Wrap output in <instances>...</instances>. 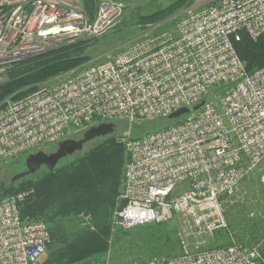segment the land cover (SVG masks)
Here are the masks:
<instances>
[{
	"label": "built area",
	"instance_id": "obj_1",
	"mask_svg": "<svg viewBox=\"0 0 264 264\" xmlns=\"http://www.w3.org/2000/svg\"><path fill=\"white\" fill-rule=\"evenodd\" d=\"M96 4L91 17L78 0H0L1 70L47 53L62 37L108 34L122 21L124 5ZM177 28L178 35L140 39L104 62L6 98L0 106V159L36 152L101 122L156 120L188 107L167 127L118 137L129 161L112 230L178 212L191 217L201 235L229 230L224 203L243 200L240 183L264 161V67L249 73L235 47L244 34H264V0H194ZM25 195L0 199V264H38L52 241L45 220L22 219L18 203ZM80 216L92 225L91 214ZM145 264H264V255L259 246L234 240Z\"/></svg>",
	"mask_w": 264,
	"mask_h": 264
},
{
	"label": "trees",
	"instance_id": "obj_2",
	"mask_svg": "<svg viewBox=\"0 0 264 264\" xmlns=\"http://www.w3.org/2000/svg\"><path fill=\"white\" fill-rule=\"evenodd\" d=\"M83 1L85 11L93 17L97 9L96 0ZM187 1L175 0L167 7L169 11L155 12L140 22L156 23L166 14L182 9ZM88 40L15 61L5 79L0 81V106L6 98L23 97L43 82L85 63L89 59L84 54ZM235 47L249 73L264 67V34L257 39L244 34L240 41H235ZM128 161L129 154L124 144L112 134L70 163L57 165L52 171L47 169L41 177L25 180L20 187L10 184L3 189V197L31 190L18 203L22 219L42 218L55 227L50 230L52 241L48 254L40 264H85L106 260L112 243V215L123 187ZM81 213L91 214L93 225L80 227L72 233L59 227L57 221L61 218H76ZM130 229L140 230L139 236L143 234L126 241L130 246H136V258L142 263L145 257L166 251L170 256L181 249L178 235L170 224L151 222ZM130 229H125L124 235L129 234ZM252 233L255 234L254 231ZM254 234H250V238L255 240ZM261 252L264 255V247Z\"/></svg>",
	"mask_w": 264,
	"mask_h": 264
},
{
	"label": "rangeland",
	"instance_id": "obj_3",
	"mask_svg": "<svg viewBox=\"0 0 264 264\" xmlns=\"http://www.w3.org/2000/svg\"><path fill=\"white\" fill-rule=\"evenodd\" d=\"M80 1L81 8L84 9L83 0ZM124 5V15L122 21L114 27L108 34L96 38H83L78 40H71L70 37L65 36L59 39L58 41L52 42L48 52L59 49L63 46L79 42L81 40H88V45L84 50V54L88 55L89 59L82 65L66 72L61 75H58L50 80L52 83L58 79L65 78L69 73L78 70L84 66L90 64H97L108 60L110 57L115 56L116 54L125 51L130 46H132L136 41L146 38L153 37L156 34H162L165 32L171 33L172 35H178L177 25L181 18L184 16L187 8L192 5L194 0H188L186 6L170 15L166 14L164 18H160L156 23L142 24L140 21L144 17L149 16L155 12L169 11L167 7L175 0H119ZM96 2V1H95ZM79 5V6H80ZM85 10V9H84ZM47 52V53H48ZM32 58V57H30ZM29 59V58H25ZM21 59V60H25ZM19 61V60H18ZM8 71V70H7ZM7 71L3 72V69L0 68V77L3 80L6 77ZM49 81V80H48ZM47 82V81H45ZM43 82V84L45 83ZM49 83V84H52ZM221 90H217L215 94H218ZM214 94V95H215ZM210 96L209 98H212ZM10 99L16 98L10 96ZM168 118V117H166ZM179 120V119H177ZM177 120H165L164 118H158L156 120H127L122 118H116L109 122L116 123L114 133L116 137H121V135L129 134L131 136L140 137L145 136L150 132L160 130L164 127H167L168 124H173ZM132 121V122H131ZM84 132L76 134L74 137H82ZM110 136V135H108ZM106 136V137H108ZM106 137L95 138L87 142L83 149L76 152L73 155L64 157L61 159L57 165H65L73 161L77 156H80L98 144L102 139ZM56 149V144L46 145L39 150H45L48 152L54 151ZM32 153H24L20 156L13 157L10 159H0V199L6 198L3 197V189L8 187V185L13 184L15 187L22 186V183L25 180H35L41 177L44 174V171L48 168L43 166L40 170L34 174L25 176L24 178L13 181L15 175L26 170V158ZM264 161L252 171L243 181L240 183V190L243 193V200L235 203L234 205H228L224 203V213L226 219L229 223V230H217L213 235H201L198 233V228L193 224L192 218L188 215L178 212L174 213L173 216L164 221L155 222V223H167L174 226L175 234L178 235L180 242V250L168 256L169 253H160L156 256L145 257V262L140 261L136 258V246H130L126 241L130 240L133 237L139 236L140 230L130 229L129 234L124 235L122 229L118 225H115L117 228L113 231L111 235V250L106 255V260L109 264H145L154 257H178L183 254L186 248L191 251V253H196L204 249H209L213 247H218L220 245H229L233 241H237L245 246H259L260 250L264 247ZM182 189V188H181ZM180 189V190H181ZM176 190V193L180 191ZM26 193V191H23ZM11 196V195H10ZM42 219V218H40ZM45 220V219H43ZM83 218L78 215V217L73 218H61L57 221L59 227H62L67 233L75 232L80 227H85L87 225L83 224ZM48 224L49 230H54L55 227L49 221L45 220ZM86 222V221H85ZM92 223V219H91ZM93 225V224H92ZM252 231L255 232L252 233ZM51 233V232H50ZM249 233V234H248ZM250 234H254L257 239H251ZM232 235V237H231ZM234 239V240H233ZM256 241V242H255ZM49 249L46 253L40 258L38 264L45 260ZM118 257V261H117ZM116 259V260H115ZM96 261V260H94ZM92 261H89L90 263ZM101 262V261H97ZM85 263V264H88Z\"/></svg>",
	"mask_w": 264,
	"mask_h": 264
},
{
	"label": "water",
	"instance_id": "obj_4",
	"mask_svg": "<svg viewBox=\"0 0 264 264\" xmlns=\"http://www.w3.org/2000/svg\"><path fill=\"white\" fill-rule=\"evenodd\" d=\"M204 100L198 105L194 106V110L200 108L204 104ZM190 112V108L181 107L176 111L172 112L169 116V120L180 119L183 115ZM115 130L114 122H101L92 125L87 130L84 131L81 138L70 137L60 141L56 144V149L54 151L48 152L45 150H39L30 153L26 158V170L18 173L12 179L13 181L24 178L27 175L34 174L40 170L43 166H46L50 171L54 170L58 162L64 157L75 154L76 152L83 149L84 145L100 137H106L112 135Z\"/></svg>",
	"mask_w": 264,
	"mask_h": 264
},
{
	"label": "flooded vegetation",
	"instance_id": "obj_5",
	"mask_svg": "<svg viewBox=\"0 0 264 264\" xmlns=\"http://www.w3.org/2000/svg\"><path fill=\"white\" fill-rule=\"evenodd\" d=\"M75 138H81V137H75Z\"/></svg>",
	"mask_w": 264,
	"mask_h": 264
}]
</instances>
